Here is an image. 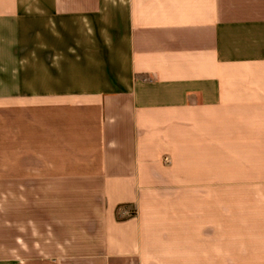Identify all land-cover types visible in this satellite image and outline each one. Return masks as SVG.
<instances>
[{
	"label": "crops",
	"instance_id": "1",
	"mask_svg": "<svg viewBox=\"0 0 264 264\" xmlns=\"http://www.w3.org/2000/svg\"><path fill=\"white\" fill-rule=\"evenodd\" d=\"M0 264H264V0H0Z\"/></svg>",
	"mask_w": 264,
	"mask_h": 264
}]
</instances>
